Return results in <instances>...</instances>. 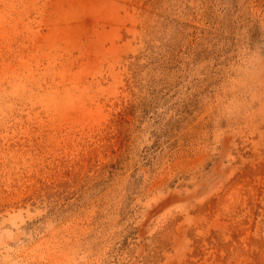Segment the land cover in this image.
Returning <instances> with one entry per match:
<instances>
[{
	"label": "rangeland",
	"instance_id": "1",
	"mask_svg": "<svg viewBox=\"0 0 264 264\" xmlns=\"http://www.w3.org/2000/svg\"><path fill=\"white\" fill-rule=\"evenodd\" d=\"M0 264H264V0H0Z\"/></svg>",
	"mask_w": 264,
	"mask_h": 264
}]
</instances>
